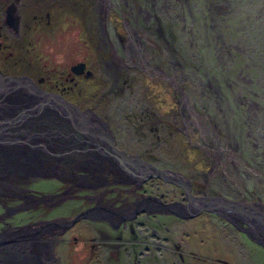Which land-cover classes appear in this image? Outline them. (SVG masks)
Segmentation results:
<instances>
[{"label":"rangeland","instance_id":"374dc122","mask_svg":"<svg viewBox=\"0 0 264 264\" xmlns=\"http://www.w3.org/2000/svg\"><path fill=\"white\" fill-rule=\"evenodd\" d=\"M15 1L20 5L19 26L6 14L8 4ZM53 1L58 7L51 11L44 0H0V20L5 18L0 21L3 73L26 75L83 110L93 107L111 120L119 145L160 167L178 170L192 180L195 192L206 188L207 178L212 193L264 204V0H188L177 24L163 22L162 32L142 38L146 44L142 56L167 75L151 78L131 63L133 57H125L128 48L112 49L113 26L127 13L124 0H112L103 8V31L102 15L96 7H87L88 0H82L80 10L60 8V1ZM78 60L86 67L74 74L71 68ZM53 125H36L34 130L48 128L47 138L56 137ZM0 139L25 140L22 134H0ZM39 142L44 147L50 143ZM52 145L59 150L57 142ZM53 166L21 178L2 173L0 178L9 186L0 190V250L12 241L38 236L37 245L46 256L42 264L52 263L51 247L43 235L26 226L40 219L78 216L83 203L76 195L89 189L67 180ZM150 182L158 184L165 198L185 200L184 191L174 184L158 178ZM214 212L205 210L184 219L181 232L175 234L190 237L189 242L183 239L189 253L176 264H219V260L264 264V247L249 240V248L241 249L230 235L236 232L230 221ZM73 225L64 235L70 240L53 246V264H87L84 243L72 236L84 237V230L92 226L84 220ZM202 255L214 259L208 262Z\"/></svg>","mask_w":264,"mask_h":264},{"label":"flooded vegetation","instance_id":"af4514ba","mask_svg":"<svg viewBox=\"0 0 264 264\" xmlns=\"http://www.w3.org/2000/svg\"><path fill=\"white\" fill-rule=\"evenodd\" d=\"M44 1L51 11L55 10L54 7H58L56 1ZM58 1H60V8L63 7L64 9H70L74 6L80 10L83 5L82 0ZM88 2L87 7H96L99 17L102 15L99 18V29L103 31V19L105 17L103 8L111 6L112 0H88ZM124 2L127 5V13L122 14L121 18H118L119 23L113 26L115 40L112 49L128 48V52L126 55L124 54L125 57H133L131 63L145 72L147 77L151 78L157 75L166 77L164 71L154 67V61L149 60V58L147 60L142 56L145 54L142 46H146L142 38L151 36L156 30L162 32L161 25L163 22H167V25L168 23L169 25L177 24L179 20L177 16L179 14L184 16L183 12L187 9L188 0H124ZM65 3L71 5L68 6ZM209 4L207 5L210 10ZM1 5L0 3V14L3 12ZM19 6L17 1L10 2L6 9V14L9 19L13 20L15 26L20 25L17 14ZM202 8L204 7L202 6ZM206 10L208 9L206 8ZM201 12L202 15L203 11ZM0 21L5 22V18ZM79 62L85 64L82 60H78L76 63ZM79 67L77 66V68ZM71 70L74 74L81 73H75L72 68ZM64 89H59V91L62 92ZM177 108H179L178 110L183 108L182 103L178 104ZM86 109L91 110L107 122L106 127L109 133L103 129V131L95 134V129L99 128L96 127L99 120L97 121L90 113L77 114L80 117L75 119L76 126L81 125L80 128H83V132L86 129L95 135L91 134V139L82 138L78 149H64L63 157L54 159L58 162L53 166H56V171H60L67 180L71 179L79 187H89L88 192L83 191L76 195L82 197L83 204L78 213V215H82L79 218H76L77 216L72 217V219L65 217L51 220L40 219L33 225L22 226H26V229L32 228L37 234L43 235L44 243H48L51 247V264L56 262V259L53 258V246L64 240L69 241L70 237L64 236L68 234L66 233L67 230L73 229L75 222L83 220L86 225L92 226L91 230H84V237L73 234L72 239L82 240L84 243L87 264H176L184 261L189 250L185 248L183 239L188 241L190 237L182 238L181 235L175 233L181 232L184 219L189 220L200 215L201 211L209 210L202 209L198 214H191L195 212L194 198H189V196L227 195L212 193L207 178L204 184L206 188L197 193L194 191L193 182L189 177H187L188 184L183 185L160 176H154L148 171L145 161L164 170H175L160 167L143 157L139 152L119 145V139L114 132L111 120L104 114H98L93 107L88 106ZM181 121L187 127L182 114ZM156 178L181 188L184 191L185 200L182 196L180 198H165L158 184L150 182ZM229 198L234 199L233 197ZM168 214L172 216L167 219ZM214 214L230 221L236 230L230 235L237 239L241 249H247L251 244L249 240L253 244L264 247L263 242L259 240L261 237L254 236L244 215L241 216L233 212H225V215L215 212ZM89 221H99L101 224L89 223ZM192 232L196 233L195 230ZM194 254L198 256V253ZM249 255L251 254L249 253ZM201 257H204L208 262L214 259L208 255ZM219 264H227V261L219 260Z\"/></svg>","mask_w":264,"mask_h":264},{"label":"bare ground","instance_id":"6f19581e","mask_svg":"<svg viewBox=\"0 0 264 264\" xmlns=\"http://www.w3.org/2000/svg\"><path fill=\"white\" fill-rule=\"evenodd\" d=\"M23 89L26 91L24 92ZM55 101L61 104L64 110L69 109V111L60 110V106L55 104ZM47 105L58 109L61 113L56 115ZM3 106L5 108L0 112V119H13L15 121L13 124L1 126L0 134L18 135V137L22 134L25 140L22 142L13 139V142H6L0 139V177L5 172L21 178L26 174L34 173L35 170L42 169L43 166L46 169L48 166L54 165L52 162H58L54 159L63 157L64 149H78L79 137L87 138L93 134L86 129L83 132V128H80L81 125L76 126L75 119L80 116H77L73 109L66 107L58 98L44 95L29 80L12 82L8 78H0V107ZM47 123L55 125L57 130L52 133L57 132L58 136L47 138L48 128H45L44 132L34 130L36 125L41 126ZM67 129H71L73 133H63ZM37 140L50 143L57 142L59 150L54 149L52 143H45L44 147L40 142L36 143ZM11 143L14 145H10ZM51 150L54 152L51 153ZM2 178H0V190L9 186L8 181H3ZM37 239L38 236H33L27 240L18 239L7 244L4 250H0V264H42V260L46 256H44L41 246L37 245Z\"/></svg>","mask_w":264,"mask_h":264},{"label":"water","instance_id":"95a60500","mask_svg":"<svg viewBox=\"0 0 264 264\" xmlns=\"http://www.w3.org/2000/svg\"><path fill=\"white\" fill-rule=\"evenodd\" d=\"M77 66H80L77 68ZM85 67V64L83 62L76 63L75 66L72 67L73 71L76 72H82ZM0 78H8L12 82H23L26 80H29L32 85L39 91H41L44 95H51L54 98H58L66 107H69L73 109V111H76L77 114H87L90 113L93 117L96 118L97 126L99 128L95 129V134L99 133V131L106 130L107 133V122L104 121L101 117H98L94 112L91 110H83L80 107H78L76 104H74L70 100H66L64 97H61L58 92H51L48 90H44L41 87H39L36 83H34L33 79L30 77H27L26 75L23 76H17V75H10L7 73H3L2 70H0ZM26 78V79H25ZM54 95V96H53ZM5 106L0 107V112L3 111ZM24 112V110H22ZM28 112V111H27ZM30 112V111H29ZM19 117V115H17ZM13 122H12V121ZM15 120L13 119H0V127L4 126L5 124H11L14 123ZM125 154V153H124ZM126 155V154H125ZM148 171H150L154 176H160L164 179H169L171 181H174L176 183H180L185 185V183L188 182V178L185 177L181 172H176L172 170H164L159 167H156L152 165L151 163L145 161ZM188 184V183H187ZM190 195V194H189ZM189 198H194V208L195 212L191 214H198L200 210L202 209H209L210 211L213 210L216 213L225 215V212L230 213H236L240 214L241 216L244 215L245 219L247 220L249 226L252 229V232L254 236L256 235L259 238L260 241L264 244V204L261 201L257 200H236V199H230L227 196L224 195H210V196H192L190 195ZM82 214H79L76 218H79ZM263 238V239H262Z\"/></svg>","mask_w":264,"mask_h":264}]
</instances>
